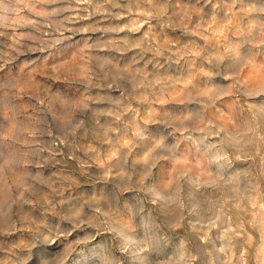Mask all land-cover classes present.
Listing matches in <instances>:
<instances>
[{
  "label": "rangeland",
  "instance_id": "rangeland-1",
  "mask_svg": "<svg viewBox=\"0 0 264 264\" xmlns=\"http://www.w3.org/2000/svg\"><path fill=\"white\" fill-rule=\"evenodd\" d=\"M23 7L19 0H0V64L17 58L35 60L33 67L42 65V57L36 59L41 54L33 56L30 50H37L45 32L52 35L49 24L72 29L64 32L68 37L75 30L78 36L86 30L93 39L101 35L98 44L116 40L123 47L119 36L129 43L141 37L173 52L187 45L193 55L180 61L189 63L178 69L182 82L175 85L176 95L187 97L184 109L161 116L155 127L142 125L137 130L141 134L135 137L131 135L132 114L123 121L109 115L118 112L119 105L85 108L69 97L48 94L45 99L43 93L17 86L11 77L0 78V264H228L230 245L220 239L222 229L235 227L241 220L258 245L264 230V164L260 157L255 164L245 165L233 184L199 187L198 171L177 162L181 151L176 145L185 137L177 134L173 143L169 133L202 126L200 118H207L208 112L193 85L202 86L204 81L211 85L208 70L220 76L239 70L235 43L242 45L240 52L245 55L253 50L249 42L260 36L254 32L236 41L231 30L250 20L264 23V0H92L91 5L80 6L75 0H60L56 5L37 4L32 11H18ZM55 7L65 10L50 18L43 15ZM247 9L252 12L243 11ZM32 20L38 23L29 24ZM200 49H219L224 60L209 66L201 60ZM80 55L86 65L96 50L84 49ZM244 75L256 84L264 79V67L246 70ZM224 83L219 81L217 86ZM125 87L126 94L132 93L131 83ZM39 99H45L44 104ZM185 115L191 119L182 121ZM115 128L120 131H112ZM227 132L231 150L254 155L259 147L264 155L260 139L264 137V111L257 113L255 121L247 117ZM204 135L194 131L185 140L191 146V151L185 150L190 157L206 155L197 151L208 143ZM157 141L163 145L150 151ZM117 151V158L106 166L104 160ZM49 169L54 170L52 176L45 174ZM208 170L213 177L228 179L215 165ZM73 173L90 188L62 204L63 198L53 187L68 188L70 181L63 177ZM21 192L23 199L18 200ZM217 216L221 227L202 242L208 224ZM33 221L46 222L47 227L26 230ZM12 223L20 229L15 235L4 231ZM70 231L75 235H69ZM97 237L99 241L93 243Z\"/></svg>",
  "mask_w": 264,
  "mask_h": 264
},
{
  "label": "clouds",
  "instance_id": "clouds-1",
  "mask_svg": "<svg viewBox=\"0 0 264 264\" xmlns=\"http://www.w3.org/2000/svg\"><path fill=\"white\" fill-rule=\"evenodd\" d=\"M19 2L24 7L18 11L24 9L32 11L37 4L56 5L60 3V0H19ZM75 3L77 6L91 5L92 0H75ZM64 10L55 7L51 12H45L43 15L50 18ZM243 11L251 13L252 9ZM91 14L89 13V15ZM236 15L233 14V17ZM12 23L14 24L15 21ZM28 23L36 25L38 22L32 20ZM11 25L3 26L10 27ZM48 27L53 29L52 35L49 36V33L45 32L37 50H30L33 56L37 52L41 54L36 59L42 57V65L33 67L32 65L36 63L35 60L5 59L4 63L0 64V78L11 77L15 79L17 86H25L29 91L35 90L37 93H43L45 99L48 94L69 97L75 104L83 105L85 108L93 106L103 108L107 106V103L119 105L120 110L115 113L110 112L109 115H114L117 121H123L125 116L132 114L131 135L133 137L141 134L137 130L142 125L147 124L149 127H155L161 123L159 119L161 116H168L173 111L184 109V101L187 97L176 95L175 85L182 82V77L178 75V69L189 63L188 60H185L184 63L180 61L184 56L191 57L193 55L191 49H187V45H179L173 52L171 48L157 46L150 41L146 43L141 37H136L134 42L129 43V39L119 36L118 40L123 42V47H120L116 40H105L103 44H98L96 41L102 40L103 37L96 35L93 39L92 36L87 35L86 30L84 36L76 35L79 30H75L73 36L68 37L64 35V32L73 31L72 29H68L62 24L59 26L49 24ZM57 32L58 36L55 35ZM254 32H258L260 38L249 42L253 49L251 52L241 55L242 45L235 43V58L240 64L237 72L220 76L208 70L206 75L211 78L213 83L210 85L208 81H204L202 86L200 84L193 85L197 89V96L201 98L202 107L208 112L207 118H200L199 123L202 126H198L196 129L180 127L169 133L173 138V143H176L177 134L185 137V140H190L191 133L194 131L205 134L204 141L208 143L204 144L202 149L197 148L198 152L206 154L202 158L190 157L185 152V150L191 151V146L185 143V140H181L176 145L177 149L181 151L177 162L186 163L188 170L196 169L198 171L199 187L213 188L219 186L221 182L233 184L238 180L243 167L255 164L257 157H260L261 163L264 164V155H261L259 147L254 155L244 154L240 150H231L226 142L229 126L234 129L238 128L239 122L247 117L255 121L257 113L264 111V79L252 84L244 75L246 70L264 67V23L250 20L246 26L231 30L236 41L246 36H252ZM13 39L15 43H19L15 37ZM82 40L83 45L81 44ZM90 40L93 41L91 44L88 43ZM84 49L96 50V55L86 65L82 63L83 57L80 55ZM73 53L76 55L73 56ZM22 55L26 56L27 54ZM200 56L201 60L206 61L209 66L213 64V61L224 60L219 49L214 52L200 49ZM100 57H110V59L101 61ZM219 81L225 83L218 87L217 82ZM126 83L132 84V93L126 94ZM45 99H39L38 102L42 105ZM66 102L62 101V103ZM235 106H238V109ZM189 119L191 116L185 115L182 121ZM127 123L125 122V124ZM112 131L118 133L120 129L115 128ZM260 139L264 141V137ZM128 143V141L124 142L125 145ZM162 145V141H157L150 151H154ZM118 154L117 151L111 159L104 160L105 165H109L113 159L117 158ZM212 165L223 169L228 179H225L224 175L213 177L212 172L208 170V167ZM80 166L84 167L83 162ZM110 173L111 169L108 174L110 175ZM45 174L52 176L54 170L49 169ZM63 178L70 181L68 188L53 187V191L63 198L60 201L62 204L70 203L75 199L77 192L90 188V185L81 183L80 177L75 173ZM23 195L21 192L17 199L22 200ZM54 208L55 206H53V210ZM79 214V211L75 213V215ZM218 220L219 216L210 221L207 231L201 237L202 242H207L213 229L221 227L217 223ZM250 224L254 225L255 221ZM33 226L38 231L46 228L47 223L33 221L26 230L32 231ZM4 231L15 235L20 229H17L15 223H12ZM68 234L74 236L75 232L70 231ZM220 239L226 240L230 245L228 264H232V261H235V264H264V230L260 233V242L257 245V240L249 229L244 227V222L241 220L236 223L235 227L229 225L223 228ZM98 241L99 237L93 243ZM53 243H55L54 240ZM237 249H239L238 254ZM220 251L224 252L225 246H222ZM192 259L195 260L196 257L193 256Z\"/></svg>",
  "mask_w": 264,
  "mask_h": 264
}]
</instances>
